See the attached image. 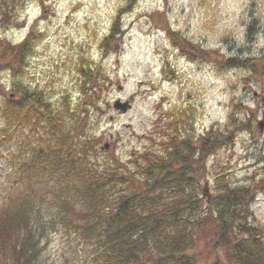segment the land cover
Instances as JSON below:
<instances>
[{
	"label": "rangeland",
	"instance_id": "374dc122",
	"mask_svg": "<svg viewBox=\"0 0 264 264\" xmlns=\"http://www.w3.org/2000/svg\"><path fill=\"white\" fill-rule=\"evenodd\" d=\"M8 9L0 11H6L0 17V41L19 44L32 34L34 46L25 52L23 65H15L14 74L5 68L9 53L0 58V208L20 193L47 200L39 229V264H93V257L55 207L51 209L61 195L45 186L47 176L30 183L21 176L35 146L60 143L48 129H17L10 123L3 111L5 99L18 100L24 90L35 91L60 111L66 130L74 124L72 114L88 104L83 106L87 117L82 132L99 140L90 161L105 167L116 158L132 171L135 155L159 148L173 115L183 122L178 128L189 139L210 130L228 132L250 116L251 130L238 129L231 145L208 157L196 180L202 208L226 184L254 187L248 221L264 232V73L220 68L204 58L181 55L165 29L213 59L259 57L264 54V0H17ZM115 21L121 49L112 53L102 42ZM89 87H96L99 95ZM117 100L131 108L117 111ZM207 241L199 239L190 252L196 264H230L223 250L215 253Z\"/></svg>",
	"mask_w": 264,
	"mask_h": 264
},
{
	"label": "trees",
	"instance_id": "16d2710c",
	"mask_svg": "<svg viewBox=\"0 0 264 264\" xmlns=\"http://www.w3.org/2000/svg\"><path fill=\"white\" fill-rule=\"evenodd\" d=\"M16 3L0 0V11L5 7L10 12ZM117 26L115 21L113 31L102 42L103 48H111L112 53L121 49ZM165 29L181 55L204 58L220 68H247L259 76L264 73V55L213 59L186 38ZM33 43L32 34L19 44L0 41V58L9 53L5 68L14 74L15 65H23L25 52L32 50ZM92 88V94L99 95L96 87H89L90 92ZM19 97L6 98L3 104L10 123L17 129H48L49 135L58 136L60 142L35 146L22 164L21 176L25 183L47 176L45 186L61 195L51 209L55 207L66 228L90 248L93 264H196L190 252L201 238L213 245L215 253L223 250L230 264H264V232L248 221V207L256 189L230 188L226 184L202 208L200 202L204 199H200L196 180V172L204 169L208 157L231 145L238 129L250 130V119L239 120L228 132L216 135L207 131L194 141L181 133L178 127L184 126L183 122L173 115L164 126L159 148L135 155L132 171L116 158L105 167L90 161V157H96L99 140L82 132L87 117L83 106L88 104L80 105L72 114L74 124L66 130L63 114L53 110L40 94L24 90ZM94 108L100 110L97 104ZM3 142L0 138V148ZM47 204V200H38L33 194L21 193L4 202L0 208V264H39V229Z\"/></svg>",
	"mask_w": 264,
	"mask_h": 264
},
{
	"label": "water",
	"instance_id": "95a60500",
	"mask_svg": "<svg viewBox=\"0 0 264 264\" xmlns=\"http://www.w3.org/2000/svg\"><path fill=\"white\" fill-rule=\"evenodd\" d=\"M113 108L121 112H126L130 108V105L128 102H121L120 100H117L114 103Z\"/></svg>",
	"mask_w": 264,
	"mask_h": 264
},
{
	"label": "flooded vegetation",
	"instance_id": "af4514ba",
	"mask_svg": "<svg viewBox=\"0 0 264 264\" xmlns=\"http://www.w3.org/2000/svg\"><path fill=\"white\" fill-rule=\"evenodd\" d=\"M254 96H257V93L256 92L254 93Z\"/></svg>",
	"mask_w": 264,
	"mask_h": 264
},
{
	"label": "bare ground",
	"instance_id": "6f19581e",
	"mask_svg": "<svg viewBox=\"0 0 264 264\" xmlns=\"http://www.w3.org/2000/svg\"><path fill=\"white\" fill-rule=\"evenodd\" d=\"M263 55H264V54H263ZM263 55H262V56H263Z\"/></svg>",
	"mask_w": 264,
	"mask_h": 264
}]
</instances>
